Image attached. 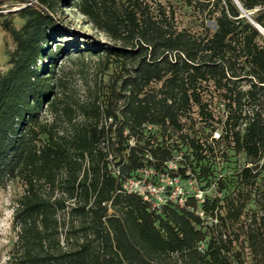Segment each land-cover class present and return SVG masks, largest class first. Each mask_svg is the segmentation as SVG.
Returning a JSON list of instances; mask_svg holds the SVG:
<instances>
[{
  "label": "trees",
  "instance_id": "obj_1",
  "mask_svg": "<svg viewBox=\"0 0 264 264\" xmlns=\"http://www.w3.org/2000/svg\"><path fill=\"white\" fill-rule=\"evenodd\" d=\"M9 1L24 19L0 10L15 43L0 70V191L25 184L14 264H264V0ZM70 5L108 41L70 45ZM76 51L119 71L75 107L61 62ZM219 149L244 158L232 190L217 177L221 195L152 209L124 187L178 153L176 174L208 178Z\"/></svg>",
  "mask_w": 264,
  "mask_h": 264
},
{
  "label": "rangeland",
  "instance_id": "obj_2",
  "mask_svg": "<svg viewBox=\"0 0 264 264\" xmlns=\"http://www.w3.org/2000/svg\"><path fill=\"white\" fill-rule=\"evenodd\" d=\"M23 5L18 2L9 1L0 5V10L5 14H9L13 18L14 24L17 27L22 26L24 19L20 16L19 11ZM65 25L74 29L76 39L67 40L70 45L78 47H87L84 42L88 39L91 42H107V36L99 31L91 20L83 15L73 5L64 7L60 13ZM209 26L214 28L211 21ZM65 41V39H64ZM78 41V43H77ZM15 43L8 32L0 25V70L5 71L9 68V51L13 50ZM63 72L62 75L65 81L64 90L68 95L66 98L77 106V103L87 101L95 95L103 96L109 88L111 80L115 77L119 69L110 64L105 66L100 58L96 55L85 52L84 54L74 52L68 58H64L61 62ZM211 107L215 112L219 111L220 105H217L216 100H212ZM48 118L53 120V113L47 111ZM78 116L76 118H80ZM195 129L204 136L210 131V125L203 121L196 120ZM148 128H152L148 126ZM153 129V128H152ZM218 131L219 130H215ZM213 133V132H212ZM221 148V146H220ZM222 149V148H221ZM219 149L216 152L215 158L211 157L208 162L214 168V175L207 177L196 176L193 179V185L202 190L203 196L221 195L217 191L216 179L219 176L225 177L228 183V190H232L235 184L236 173L243 163L242 155H235L233 152H227L226 156ZM25 192V184L21 180L10 181L5 188L0 191V264H14L12 261V252L14 244L18 238V230L13 225V217L16 207L18 206L19 198Z\"/></svg>",
  "mask_w": 264,
  "mask_h": 264
},
{
  "label": "built area",
  "instance_id": "obj_3",
  "mask_svg": "<svg viewBox=\"0 0 264 264\" xmlns=\"http://www.w3.org/2000/svg\"><path fill=\"white\" fill-rule=\"evenodd\" d=\"M212 137L219 138V132L213 131ZM181 159V153L176 154L161 171L144 167L138 171L137 177L128 178L124 187L140 195L152 209H159L166 203L183 205L188 197L202 201V190L193 185L194 178H183L176 174Z\"/></svg>",
  "mask_w": 264,
  "mask_h": 264
},
{
  "label": "water",
  "instance_id": "obj_4",
  "mask_svg": "<svg viewBox=\"0 0 264 264\" xmlns=\"http://www.w3.org/2000/svg\"><path fill=\"white\" fill-rule=\"evenodd\" d=\"M257 26L264 33V29L260 25H258V24H257Z\"/></svg>",
  "mask_w": 264,
  "mask_h": 264
}]
</instances>
